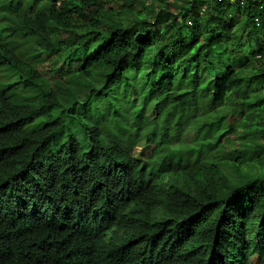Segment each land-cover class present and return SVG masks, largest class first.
<instances>
[{
	"label": "trees",
	"instance_id": "1",
	"mask_svg": "<svg viewBox=\"0 0 264 264\" xmlns=\"http://www.w3.org/2000/svg\"><path fill=\"white\" fill-rule=\"evenodd\" d=\"M1 76L0 264H264V0H0Z\"/></svg>",
	"mask_w": 264,
	"mask_h": 264
},
{
	"label": "rangeland",
	"instance_id": "2",
	"mask_svg": "<svg viewBox=\"0 0 264 264\" xmlns=\"http://www.w3.org/2000/svg\"><path fill=\"white\" fill-rule=\"evenodd\" d=\"M1 81H5V77L1 76L0 77ZM155 112H154V105L152 104V102L147 106V110H146V117L148 119H152V117L154 116ZM151 150V147L146 146V147H138L136 149H134L133 151V156L136 159L142 160L144 159L146 156H148L149 152Z\"/></svg>",
	"mask_w": 264,
	"mask_h": 264
}]
</instances>
